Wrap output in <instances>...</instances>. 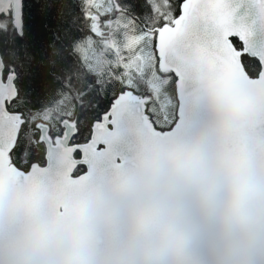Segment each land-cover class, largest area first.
Returning a JSON list of instances; mask_svg holds the SVG:
<instances>
[{
    "label": "snow or ice",
    "instance_id": "1",
    "mask_svg": "<svg viewBox=\"0 0 264 264\" xmlns=\"http://www.w3.org/2000/svg\"><path fill=\"white\" fill-rule=\"evenodd\" d=\"M246 2L145 0L151 12L139 22L131 3L111 0L108 10L86 15L92 36L93 19L116 13L131 15L136 30L135 47L118 50L110 77L116 91L87 129L72 116L26 113L21 74L14 65L0 69V264H29L20 245L60 151L69 154V182L90 193L84 211L106 203L115 218L110 234L89 232L82 264H264V40L255 39L264 33V0L247 9ZM9 26L24 36V0H0V30ZM162 86L174 100L164 115ZM221 118L229 130L222 159L206 134ZM41 146L44 163L29 162V149ZM149 163L153 171L171 169L145 205ZM81 168L88 170L76 175ZM132 198L136 224L125 214Z\"/></svg>",
    "mask_w": 264,
    "mask_h": 264
},
{
    "label": "trees",
    "instance_id": "2",
    "mask_svg": "<svg viewBox=\"0 0 264 264\" xmlns=\"http://www.w3.org/2000/svg\"><path fill=\"white\" fill-rule=\"evenodd\" d=\"M121 2L133 5L132 12L139 22L151 12L145 0ZM87 3L88 0H24V36H17L11 26L0 30L4 68L16 67L21 74L17 83L26 93L20 107L40 119L55 121L61 116H72L85 129L93 117L103 112L117 88L110 79L113 73L98 69L93 57L86 58L79 51L78 44L92 37L85 16L97 12ZM24 143L22 138L18 164ZM42 154V146L30 148L28 161L41 160Z\"/></svg>",
    "mask_w": 264,
    "mask_h": 264
},
{
    "label": "water",
    "instance_id": "3",
    "mask_svg": "<svg viewBox=\"0 0 264 264\" xmlns=\"http://www.w3.org/2000/svg\"><path fill=\"white\" fill-rule=\"evenodd\" d=\"M245 8H251L250 0H247ZM255 39L257 43L264 40V33L258 30ZM0 69H4L1 54ZM206 134L210 150L222 159L229 139V130L223 119L208 125ZM104 135L105 130L98 128L97 136ZM55 157L56 171L47 176L42 186L38 207L28 227V236L20 245L21 258L29 264H82L89 232L110 234L115 218L111 206L106 203H97L89 212L84 211L83 205L90 198V193L82 186L69 182V154L60 151ZM170 169L171 163L157 171H153L150 163L145 166L141 177L142 202L145 205L151 203L154 195L166 186ZM87 170L85 168L84 172ZM114 182L119 183V180ZM125 214L133 224L139 222L140 208L136 199L127 201Z\"/></svg>",
    "mask_w": 264,
    "mask_h": 264
},
{
    "label": "rangeland",
    "instance_id": "4",
    "mask_svg": "<svg viewBox=\"0 0 264 264\" xmlns=\"http://www.w3.org/2000/svg\"><path fill=\"white\" fill-rule=\"evenodd\" d=\"M111 0L108 3L105 0H88V6L91 5L92 9L96 11L108 10L110 8ZM95 15V13L93 14ZM131 19L123 17L121 14L116 13L112 16L103 18L101 22L93 23L96 25L95 31L96 36L88 37L78 44L79 51L84 57H93L94 64L97 65L98 69L103 68L107 73H113V68L119 62V51L127 47H135V27L129 24ZM111 21L110 26L105 29L101 25ZM92 43L89 45L88 41ZM103 56L104 63L97 64L96 57ZM147 56V53H145ZM146 62V61H145ZM108 64L112 65V68L108 67ZM172 89L169 88L167 91H163L160 97L159 104L157 105L158 111L161 115H164L171 111L172 105L174 104Z\"/></svg>",
    "mask_w": 264,
    "mask_h": 264
},
{
    "label": "flooded vegetation",
    "instance_id": "5",
    "mask_svg": "<svg viewBox=\"0 0 264 264\" xmlns=\"http://www.w3.org/2000/svg\"><path fill=\"white\" fill-rule=\"evenodd\" d=\"M43 147V146H42ZM41 164H43L44 163V159H43V154H42V159L41 160H38ZM33 162H35V161H33ZM85 171V168H82L81 169V171L80 172H78V173H76L77 175L78 174H80V173H82V172H84Z\"/></svg>",
    "mask_w": 264,
    "mask_h": 264
}]
</instances>
